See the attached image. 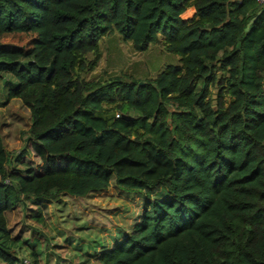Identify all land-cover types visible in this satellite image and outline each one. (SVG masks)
<instances>
[{"label":"trees","instance_id":"16d2710c","mask_svg":"<svg viewBox=\"0 0 264 264\" xmlns=\"http://www.w3.org/2000/svg\"><path fill=\"white\" fill-rule=\"evenodd\" d=\"M114 32L139 52L161 42L178 64L144 81L81 77ZM1 74L14 81L0 107L19 99L31 117L14 159L0 132L1 262L25 264L7 212L25 205L40 223L27 198L82 197L113 180L167 197L148 200L132 232L96 254L99 264H264V5L0 0Z\"/></svg>","mask_w":264,"mask_h":264},{"label":"rangeland","instance_id":"374dc122","mask_svg":"<svg viewBox=\"0 0 264 264\" xmlns=\"http://www.w3.org/2000/svg\"><path fill=\"white\" fill-rule=\"evenodd\" d=\"M193 15L194 8L182 16L187 19ZM159 38L162 40V36ZM99 47L101 55L97 66L89 73L80 74L88 81H144L155 77L167 65L178 64L179 60L177 55L167 52L161 42L152 43L146 51L139 52L117 32L103 36ZM87 58L92 59L93 55L88 54ZM7 81L14 79L9 74H1L0 101L4 100ZM216 93L214 88L212 97ZM30 125V111L19 99H11L0 107L3 145L12 159L22 151ZM27 159L33 166L40 163L32 152L27 154ZM165 192L163 189L148 199L144 192L126 190L112 180L108 188L91 191L82 197L61 193L52 201L27 198L28 205L41 207L43 220L38 223L31 219L25 205L6 213L8 226L24 241L14 246L16 255L25 264L33 261L34 251L38 254L39 264H99L94 259L96 254L131 233L133 226L140 221L147 201L166 198ZM0 264L5 263L0 261Z\"/></svg>","mask_w":264,"mask_h":264},{"label":"built area","instance_id":"2783aa9c","mask_svg":"<svg viewBox=\"0 0 264 264\" xmlns=\"http://www.w3.org/2000/svg\"><path fill=\"white\" fill-rule=\"evenodd\" d=\"M257 2H258L259 4H261V5H264V0H257ZM116 116H118V115H116Z\"/></svg>","mask_w":264,"mask_h":264},{"label":"crops","instance_id":"0c3cea01","mask_svg":"<svg viewBox=\"0 0 264 264\" xmlns=\"http://www.w3.org/2000/svg\"><path fill=\"white\" fill-rule=\"evenodd\" d=\"M192 8H193V7L188 8V9L185 11V13H186L188 10L192 9ZM194 12H195V10H194ZM185 13H184V14H185Z\"/></svg>","mask_w":264,"mask_h":264},{"label":"water","instance_id":"95a60500","mask_svg":"<svg viewBox=\"0 0 264 264\" xmlns=\"http://www.w3.org/2000/svg\"><path fill=\"white\" fill-rule=\"evenodd\" d=\"M124 118L128 119V118H130V116H124Z\"/></svg>","mask_w":264,"mask_h":264}]
</instances>
